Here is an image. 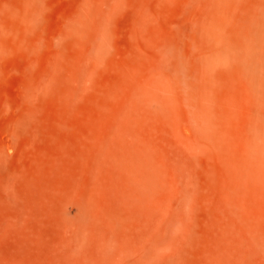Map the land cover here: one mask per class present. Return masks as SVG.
I'll list each match as a JSON object with an SVG mask.
<instances>
[{
  "label": "rangeland",
  "instance_id": "374dc122",
  "mask_svg": "<svg viewBox=\"0 0 264 264\" xmlns=\"http://www.w3.org/2000/svg\"><path fill=\"white\" fill-rule=\"evenodd\" d=\"M262 1L0 0V264H264Z\"/></svg>",
  "mask_w": 264,
  "mask_h": 264
},
{
  "label": "bare ground",
  "instance_id": "6f19581e",
  "mask_svg": "<svg viewBox=\"0 0 264 264\" xmlns=\"http://www.w3.org/2000/svg\"><path fill=\"white\" fill-rule=\"evenodd\" d=\"M254 21V31L251 35L249 41L246 43V53L245 57L247 60V73L253 80V83L258 86L259 88L264 90V0L262 1L259 12L255 15ZM229 36L227 33H223L221 36L222 40V48L219 53L224 56V51L229 50L228 38ZM153 164V162H151ZM149 169H152V165L148 164ZM154 166V165H153ZM151 167V168H150ZM153 172V174H152ZM158 173V172H157ZM155 171H151L152 176L148 178V183L150 186H154L159 184V173L157 175ZM157 176V178H156ZM154 179V180H153ZM157 179V180H156ZM161 179V178H160ZM161 181V180H160ZM155 182V183H154Z\"/></svg>",
  "mask_w": 264,
  "mask_h": 264
}]
</instances>
